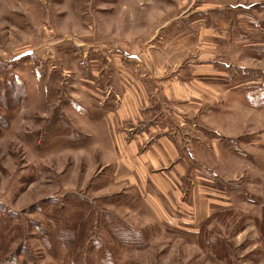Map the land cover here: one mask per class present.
I'll list each match as a JSON object with an SVG mask.
<instances>
[{
  "label": "rangeland",
  "instance_id": "1",
  "mask_svg": "<svg viewBox=\"0 0 264 264\" xmlns=\"http://www.w3.org/2000/svg\"><path fill=\"white\" fill-rule=\"evenodd\" d=\"M161 1L0 0V264H264V0ZM167 11L226 32L219 62L260 97L165 194L100 117L122 89L112 59L133 74Z\"/></svg>",
  "mask_w": 264,
  "mask_h": 264
},
{
  "label": "crops",
  "instance_id": "2",
  "mask_svg": "<svg viewBox=\"0 0 264 264\" xmlns=\"http://www.w3.org/2000/svg\"><path fill=\"white\" fill-rule=\"evenodd\" d=\"M196 11L193 13L197 14ZM185 12L167 11L162 17L165 20L146 39H140L134 51H129L138 73L134 68L133 74L125 75L128 70H124V61L112 59L117 69L121 68L117 79L122 89L112 95L107 93L104 98L114 99V108L100 117L107 132H117L113 145L121 148V161L132 163L142 178L148 170L145 164L152 171H161L154 176L149 171L145 179H152L157 190L165 194L171 190L172 179L179 176V164L187 159L199 162L202 156L216 157L221 152L223 136L218 131L224 128L230 115L241 113L234 110L236 99L242 107L247 100L260 97V89L254 92L255 96L252 94L248 78L236 81L235 75L218 60L233 39L221 29L209 27L208 23L205 26L204 15L187 24L190 16H183ZM103 46L114 51L106 44ZM115 47L123 55V45ZM109 59L106 58L103 67L111 66ZM227 130L229 133L234 129L227 127ZM212 132L219 137H213Z\"/></svg>",
  "mask_w": 264,
  "mask_h": 264
}]
</instances>
